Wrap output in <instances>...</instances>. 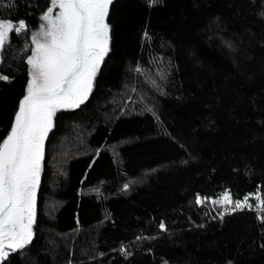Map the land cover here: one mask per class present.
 <instances>
[{"label": "trees", "instance_id": "trees-1", "mask_svg": "<svg viewBox=\"0 0 264 264\" xmlns=\"http://www.w3.org/2000/svg\"><path fill=\"white\" fill-rule=\"evenodd\" d=\"M46 3L0 0V19L30 25L28 35L11 34L0 66L10 76L0 80V142ZM148 4L110 5V52L88 101L57 113L34 240L6 264H264V207L255 201L264 199V0ZM131 81L146 103L126 104ZM226 191L249 195L252 208L221 219L210 199L195 202ZM48 200L59 205L51 217Z\"/></svg>", "mask_w": 264, "mask_h": 264}, {"label": "snow or ice", "instance_id": "snow-or-ice-1", "mask_svg": "<svg viewBox=\"0 0 264 264\" xmlns=\"http://www.w3.org/2000/svg\"><path fill=\"white\" fill-rule=\"evenodd\" d=\"M112 3L113 0H47L38 16V30L30 32L26 89L10 131L0 142V264H6L12 254L22 252L34 240L45 142L55 127L57 113L80 108L93 92L110 52L107 17ZM155 3L149 0L148 6ZM29 29L25 19H0V66L5 64L11 34L28 35ZM135 71L141 70L137 67ZM0 80H10L2 68ZM128 187L124 185V189ZM208 199L223 209L221 219L225 214L252 208L249 195L233 200L227 191L218 199L197 194L195 202L202 205ZM255 201L264 207L259 194ZM159 227L166 230L162 222ZM120 251L128 254L124 248Z\"/></svg>", "mask_w": 264, "mask_h": 264}, {"label": "rangeland", "instance_id": "rangeland-1", "mask_svg": "<svg viewBox=\"0 0 264 264\" xmlns=\"http://www.w3.org/2000/svg\"><path fill=\"white\" fill-rule=\"evenodd\" d=\"M150 80V82L153 84L154 83V81H153V79H149ZM146 82H148L149 83V81H146ZM129 86L128 87H126L125 88V90H124V93H123V95L125 94V101H126V104L127 103H131L132 105H133V107H136L137 106V104L135 103V101H141V100H143V102H145L146 103V98H148V95L147 94H144L142 91H140L139 93H138V91H137V85H136V83H134L133 81H131V82H129V84H128ZM153 88H155V87H153ZM154 90V89H153ZM134 97L135 98H137V99H134ZM125 104V105H126ZM130 104V105H131ZM146 106V105H145ZM71 133H74L75 134V131H74V128L72 129V130H69ZM84 132H85V130H81L80 131V134H82V137L83 136H85L84 135ZM77 133V132H76ZM73 135V134H72ZM76 138L80 141V139L78 138V135H76ZM71 140H75V138H74V136H71L70 137V135H69V138L67 139V143H70L71 142ZM64 143L66 144V141H64ZM73 145H75V144H72V145H70L71 147L73 146ZM58 170V169H57ZM59 171V170H58ZM129 186H131V183L129 184ZM97 191H100V188L99 189H97ZM58 207H59V205L57 204V202H55V201H53V200H48L47 202H46V204H45V206H44V211H45V213L48 215V216H52L55 212H56V210L58 209ZM25 250V249H24ZM23 253V252H22Z\"/></svg>", "mask_w": 264, "mask_h": 264}]
</instances>
